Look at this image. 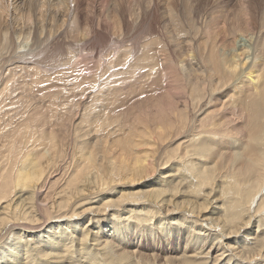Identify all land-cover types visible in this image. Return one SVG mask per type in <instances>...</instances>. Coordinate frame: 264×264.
Returning <instances> with one entry per match:
<instances>
[{
  "label": "bare ground",
  "instance_id": "6f19581e",
  "mask_svg": "<svg viewBox=\"0 0 264 264\" xmlns=\"http://www.w3.org/2000/svg\"><path fill=\"white\" fill-rule=\"evenodd\" d=\"M40 50H71L50 59L55 79L31 72H51ZM84 50L127 51L98 57L94 83L67 84ZM116 76L153 87L131 102L152 108L117 111ZM219 159L230 205L207 165ZM263 196L264 0H0V264H264ZM140 238L183 255L125 250Z\"/></svg>",
  "mask_w": 264,
  "mask_h": 264
},
{
  "label": "rangeland",
  "instance_id": "374dc122",
  "mask_svg": "<svg viewBox=\"0 0 264 264\" xmlns=\"http://www.w3.org/2000/svg\"><path fill=\"white\" fill-rule=\"evenodd\" d=\"M20 51H22V50H20ZM25 51H27V50H24V52ZM119 51H123V50H84L83 52H84V56H83V58L84 59H82V60H80L79 62H76L75 64H74V70L75 71H77V72H69L68 73V75H67V84H68V82H69V84H73V85H78V86H83V87H86V85H89L90 83H94V79H95V77L94 76H96V74H97V72H96V67L98 66V62H99V60H98V57H100V60H101V58L102 57H107V56H109V55H111V57L112 56H114L115 54V57L117 56V54L119 53ZM127 50H124L123 52H126ZM133 51H136V50H133ZM133 51H131V50H128V52H131L130 54L127 52L126 54L125 53H123V55H126V56H128L127 57V59L130 57V56H133V54L135 53H133ZM144 51H146V50H144ZM156 52H158V51H160V50H155ZM46 52H48V53H46ZM70 52H71V50H40V53H39V55L37 56V59H38V61H44V62H42V63H40V64H42L43 66H45L46 68H48V71H49V69L50 68H52V67H54V64L53 63H56V65H59L58 64V60H59V63L62 61V59L61 58H64V57H68V56H71V54H70ZM143 52L142 51H140V54L139 53H137V54H139V55H136V56H142L143 54H142ZM70 54V55H69ZM74 54V53H73ZM47 55V56H46ZM171 56L173 57L172 59L174 60V62H177V61H180L178 58H176L175 56H174V54H171ZM42 57V58H41ZM49 57V58H48ZM52 57V58H51ZM57 57H59V59L57 58ZM61 57V58H60ZM56 59V60H54V59ZM131 58V57H130ZM157 58V57H156ZM47 59V60H46ZM50 59H52V61H55V62H51V60ZM158 59V58H157ZM48 60H50V61H48ZM159 60V59H158ZM82 61V62H81ZM160 61V60H159ZM44 63H45V65H44ZM50 63H52V64H50ZM158 63V61L155 59L154 60V62H153V66L154 65H156ZM161 63V62H160ZM47 64V65H46ZM50 64V65H49ZM41 65V66H42ZM48 66H50V68L48 67ZM52 66V67H51ZM70 66H72V65H69L68 67H70ZM57 68H58V66H57ZM31 69H33L31 72L32 73H34V71H35V73H37V74H39V75H41V76H43V75H46L45 77H47V79L48 78H56V72L58 71V70H55V69H50V73L48 72V73H44V74H42V73H40L41 71H39L38 72V70H39V68H38V70L35 68V66L34 67H32ZM111 69V70H110ZM162 68L161 67H157L156 68V71L157 72H152V75H151V73L149 72V73H145V76H146V79L149 81V82H152V81H154L155 79H157L156 78V74L161 70ZM68 70V69H67ZM109 70H110V72H113V73H117V70H115V69H112V68H109ZM113 70V71H112ZM37 71V72H36ZM55 73H54V72ZM58 73H59V71H58ZM165 73H166V71H165ZM53 74V75H52ZM87 74V75H86ZM25 75H27V74H25ZM53 76V77H52ZM138 76V75H137ZM136 76V77H137ZM44 77V76H43ZM44 77V78H45ZM27 78V77H26ZM117 78V79H116ZM122 78H120V76H116L115 77V83H116V85H117V87L116 86H114L115 85V83H113L112 85H111V87L109 88V89H111V88H113V89H111V90H109V89H107V90H109L108 92H109V94L112 96L113 94L114 95H116V96H114V99L115 100H117V99H121V100H119V102H117L118 104V106L116 105L115 107H116V110L117 111H120V109H121V111L125 108V110H131V111H129V113L131 114H136V113H138V112H147V111H149V109L147 110V108H149V107H147L148 105L150 106V104H151V108H152V106H153V104L151 103V102H148L147 104H145V105H143V103H142V105L143 106H139L138 105V103L137 104H135V105H133L134 103H135V101H140V100H146L145 98H146V96L145 95H148L147 97H152V95H153V93H152V90H153V87H151V88H148V89H146L145 91H141V90H139L138 88H136V86L134 85V84H137L135 81H136V79L134 78V80H133V78L131 79V80H123V82H122ZM118 81H119V83L120 84H118ZM125 81H127L128 83H130V84H128V83H126ZM131 81V82H130ZM122 82V83H121ZM125 82V83H124ZM159 83H161V80L159 79ZM51 84V83H50ZM80 84V85H79ZM122 84H125L124 86H126V84H127V86H129V87H126L127 88V91H125V92H123V87H121L122 86ZM132 84L135 86H132ZM107 87H109V86H107ZM115 87V88H114ZM119 87V88H118ZM122 89H121V88ZM135 88V89H137L138 91H135L133 88ZM159 87H161V86H159ZM131 90H130V89ZM147 88V87H146ZM155 88H157V87H155ZM115 89H117V90H115ZM133 89V90H132ZM151 90V93H150V90ZM107 90L106 91H103V94L102 95H108V92H107ZM115 90V91H114ZM129 90V91H128ZM157 89H155V91H156ZM231 90V89H230ZM119 91V92H118ZM140 91V92H139ZM147 91H149L148 93H150V94H148L147 93ZM161 91V90H160ZM72 92H74V91H72ZM105 92L107 93V94H105ZM113 92V93H112ZM130 92H131V94H130ZM133 92H134V94H133ZM157 92H159L158 90L156 91V93ZM121 93V94H120ZM126 93H129L132 97L130 98V95L128 94H126ZM140 93H141V95H140ZM161 93H163V91L161 92ZM118 94V95H117ZM120 94V95H119ZM123 94V95H122ZM126 94V95H125ZM138 94V95H137ZM159 94V93H158ZM109 95V96H110ZM113 96H112V98H113ZM125 96V97H124ZM128 96V97H127ZM136 96H138V98L136 97ZM139 96H141V97H139ZM122 97V98H121ZM134 97H135V99H134ZM143 97V98H142ZM152 98H154V97H152ZM238 98H240V99H242V98H244V94H242V95H240ZM126 99V100H125ZM129 99V100H128ZM140 99V100H139ZM125 100V101H124ZM132 100V101H131ZM134 100V101H133ZM128 101V102H127ZM131 102H134V103H131ZM129 103H131V104H129ZM120 104H122V106L120 105ZM140 104V103H139ZM141 105V104H140ZM126 106V107H125ZM135 106V107H134ZM114 107V108H115ZM119 107V108H118ZM142 107H144V108H142ZM113 108V110H115ZM141 109V110H140ZM142 109H143V111H142ZM147 111H146V110ZM212 109H214V110H212ZM138 112H137V111ZM215 108H208V109H206L205 111H204V113H202L201 114V118H200V120H202V119H204L206 122H204L203 123V125L204 126H206V128L209 126V124H211L212 122H210L211 120H212V118L215 116V115H213L214 113H215ZM116 111V112H117ZM120 111V112H121ZM128 112V111H127ZM215 114H217V113H215ZM213 115V116H212ZM214 118H216V117H214ZM213 118V119H214ZM216 123V122H215ZM246 143H247V140H246ZM179 144V143H178ZM177 144V145H178ZM177 145H170L169 146V148H168V150H174V149H176V146ZM240 146H237V150L235 149L234 150V152H235V154H237V153H241V152H243V150L241 149L240 150ZM232 152H233V150H232ZM231 152V154L230 155H233V153ZM216 162H218L216 165H214V164H212V162H207V165L211 168V170L212 171H214V175L217 177V180H215L214 181V184H213V187H215L216 186V190L221 194H223V195H225L224 197L225 198H223L225 201H227L228 203H229V205H230V201H228L229 199L230 200H235V198H236V196L237 195H239V192H237V189H236V187H234V186H230V185H228L227 187H225L224 185H223V183H221L220 181H222V179H221V176H218L217 174H218V171L219 170H221V172L223 173V172H225V171H227L228 173H231V171H230V168H226V169H224L223 168V165H226V161L225 160H218V161H216ZM232 164H234V166H238V164L237 163H233V162H231V164H227V167L229 166V167H231V165ZM214 168V169H213ZM229 169V170H228ZM164 171H166V170H164ZM226 174V173H225ZM228 175V177L230 178L231 177V174H227ZM157 180V175L155 176V177H152L151 179H148V180H146L145 182H143V181H141V182H139V183H137V184H135V186H132V187H130V189H129V187H127V188H124L125 190H127V191H130L131 193H134V192H139V191H145L146 189H148V188H150L151 187V185H154L155 184V182H157L156 181ZM179 180V179H178ZM219 180V181H218ZM240 180V181H239ZM249 180H251V177L249 176V175H242L241 177H240V175H238L237 176V178H236V181H238V182H244L243 184H242V186L243 185H245V186H247L248 187V189H249V186L250 187H252V184L250 185V183H249ZM246 181V182H245ZM216 183V184H215ZM185 184H186V182H185ZM229 184V183H228ZM188 185H186L185 186V188L187 187ZM212 184H211V186H209L208 187V189L207 188H205L204 190V192L205 193H207L208 191L210 192L212 189ZM224 188H225V190H224ZM246 188V187H245ZM121 189V188H120ZM211 189V190H210ZM229 191V192H228ZM225 192V193H224ZM237 195H236V194ZM218 194V193H217ZM228 194V195H227ZM234 195V196H233ZM108 196V193H106L105 195H102V196H98V197H94L93 196V198H96V199H99V200H103L105 197H107ZM228 196H230V197H228ZM111 197L112 198H114V194H112L111 195ZM184 197H181V198H179L178 200H177V202H181V201H184V200H187V198H184ZM263 198H264V196H263ZM198 202L200 203V202H202L201 200H198ZM233 202V201H232ZM219 203L220 202H218L217 203V205H219ZM99 204V202H94V203H91V205H90V207H95V206H97ZM254 206H256V205H254ZM262 207H264V202H263V205H262ZM256 208V207H255ZM255 208H253V210L255 211L256 209ZM262 211L264 212V208H262ZM261 211V212H262ZM261 212H259V214H261ZM263 212H262V214H263ZM118 216H121L120 214L119 215H116V218L118 217ZM122 216H125L126 217V215H122ZM124 218V217H123ZM120 220V219H119ZM115 222V219H113L112 220V222ZM121 221V220H120ZM99 226L104 230H107L108 232H109V234L111 235V236H113V233L111 232V230L110 229H108V226H109V224H107V225H99V224H96V227L97 228H99ZM254 227V229L256 230V231H258V229L256 228L257 227V225L255 226H253ZM80 229V227H78V230H76L75 232H78V231H80L79 230ZM144 229V228H143ZM69 234H72V230H71V232L70 233H68V235ZM156 234H157V231H156ZM130 236V235H129ZM162 237V236H161ZM134 243L135 244H132V243H130V241H127L126 242V245H125V250L126 251H135V255H137V252H140L141 254L143 253V257H145V258H147V259H150V260H155V258H158L159 259V261H161V262H163V261H165V259L166 258H168L169 256L170 257H182V255H183V251H184V244L183 243H180V245H178L177 246V244H175V247L171 250V248H170V246L168 247L166 244L168 243V241H167V243L164 241V240H162L161 238L159 239V244L161 245V247H163V250H161V251H159L158 249H155V247L154 246H156L157 245V241L155 242L154 240H149V239H147V238H144V239H142V238H140L139 239V241H134ZM173 244H174V242L172 243V246H173ZM146 256H145V255ZM168 254H169V256H168ZM158 256V257H157Z\"/></svg>",
  "mask_w": 264,
  "mask_h": 264
}]
</instances>
